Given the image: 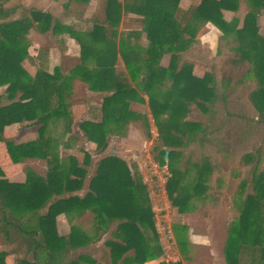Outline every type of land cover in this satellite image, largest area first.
I'll return each instance as SVG.
<instances>
[{"label": "trees", "instance_id": "trees-1", "mask_svg": "<svg viewBox=\"0 0 264 264\" xmlns=\"http://www.w3.org/2000/svg\"><path fill=\"white\" fill-rule=\"evenodd\" d=\"M8 1L0 0V88H4L0 93V143L14 164L42 160L46 169L39 174L25 167L26 180L18 183L6 178L0 164V264H100L79 250L105 238L110 264H146L158 259L162 251L147 235L149 230L158 235L149 190L135 179L128 164L117 156H103L87 185L93 156L80 147L82 162L73 156L63 160L55 152L54 140L44 134L50 125L59 124L70 135L65 148L86 141L97 144L102 154L108 149V139L115 128L146 117L147 112L139 114L132 109L133 102L146 104L143 94L157 128L152 160L160 167L168 165L172 176L166 187L171 205L180 214L187 213L194 199H204L209 193L212 175L210 163L204 159L192 165L197 172L194 182L183 183L185 173L177 166L185 156L184 149L206 136L208 129L202 122L188 121V117L192 105L208 111V106L218 100V91L214 71L202 78L194 76V64L186 62L183 53L208 23L222 33L223 39L237 42V55L228 65H241L248 70L242 78L230 71L222 80V100L227 102L238 87L255 77L259 88L251 97L264 119V36L257 24L259 15L264 13V0H248L250 9L242 26L237 18L228 22L224 15V11L238 12L239 0H202L186 11L179 8L181 0H136L132 6L106 0L89 28L66 27L65 31L81 47L79 62L71 76L66 75L67 79H79L91 92L103 94L100 119L98 110L93 109L92 120L81 122L78 132L70 110L72 104L67 102L71 88L66 77L57 67L53 74L50 72L44 49L36 58L37 64L30 54V31L37 24L55 30L56 24L52 25L49 14L37 10L12 20L19 7H6ZM124 12L141 17L149 41L147 47L128 51V43L124 39L118 41ZM167 54L170 61L164 67L161 62ZM120 58L125 72L117 69ZM25 61L37 66L34 75L23 66ZM90 61L94 62L92 67ZM23 124L38 127L40 137L25 143L7 137V127ZM249 162L251 156H247L246 163ZM253 162L233 200L236 214L225 246L228 264H242L246 255L257 264H264V171L260 172L258 160ZM86 185L85 195H77ZM88 209L95 214L92 235L75 226L67 236L59 234V216L65 214L69 218L77 213L83 217ZM180 229L178 246L182 259L189 261L188 241L183 235L187 227ZM9 246L10 251L6 249ZM10 256L14 257L12 263L8 261Z\"/></svg>", "mask_w": 264, "mask_h": 264}, {"label": "rangeland", "instance_id": "rangeland-1", "mask_svg": "<svg viewBox=\"0 0 264 264\" xmlns=\"http://www.w3.org/2000/svg\"><path fill=\"white\" fill-rule=\"evenodd\" d=\"M249 5L248 1H246L244 8L247 9ZM18 17L20 15L15 16L13 19ZM258 23L264 24V14L260 18L258 17ZM261 32L264 36V27ZM219 46L221 53L217 54H210L205 50H201L202 59L205 61L207 67L206 73L214 71L218 100L213 106H208L209 110L206 112L196 105H192L191 113L188 117V121L202 122L208 128L207 135L204 137L201 136L198 141L191 143L188 148L184 149L185 156L177 166L178 169L185 173L183 179L184 184L194 182L197 177V172L192 166L193 163H202L204 159H207L212 168V175L208 181L209 193L204 199H194L187 213L180 214L171 205L166 187L168 180L172 176L169 167L168 172H166L163 168L156 167L158 164L152 162V157L148 158V154L150 156L151 152V139L157 136V128L154 125L152 116L149 117L150 113L148 114L145 111L147 112L146 117L137 126L115 128V133L111 134L115 135L122 132L129 137L131 132L133 133V137L138 138V141L136 142L134 140L132 144L136 150H139L137 151L138 155L135 158H131L133 161L135 160L134 164L137 165L138 170L130 169L131 171L133 170L134 173L132 172V174L135 179L137 181L141 180L148 187L149 197L153 204V211L156 217L158 235L155 236L151 230L147 231V235L161 249V258H164V261L172 260L178 256L179 259L176 260H180L182 264H228L225 256V246L229 226L235 219L236 212L233 206V200L237 193V187L252 169L253 160H258L260 172L264 171V119L260 117L251 97L252 93L259 88L257 79L251 77L243 86L238 87L236 93L228 97L227 102L223 101L222 98L225 91L222 87V80L227 75H230V71L238 74L239 78H242L246 74L248 67L228 65V62L234 60L237 55L235 51L237 42L233 39L232 41L231 39L228 42L225 41L224 44H219ZM217 57H220L218 62H216ZM76 90L78 91L75 98L80 104L82 98L88 100L85 97L84 86H78ZM3 92L4 88L2 87L0 88V93ZM92 98L90 101L94 100L97 105L102 103L99 97ZM132 108L133 110L141 111V107L136 104H133ZM97 110V117L99 118V108ZM76 117L77 120L81 119L79 118L81 115L77 113ZM146 124H149L150 130H148ZM30 128L33 127L19 125L15 127L16 131L19 132L16 137L17 142L27 141V139L36 135L35 129L29 130ZM148 132H150L151 136ZM44 136L54 140L55 152L63 160H67L69 156H73L82 162L84 154L79 151V148L83 147L85 150H89L87 146L88 142L86 141L73 143V148H65L64 146L68 142L70 135L65 134L63 127L59 124L50 125ZM244 136L246 137L245 139ZM144 142H147V144ZM69 149L72 150L71 154L65 152V150ZM89 151L92 153L94 164V168L90 167L89 172L93 176L95 167H97L96 164L103 156L94 149H90ZM5 154L8 155L7 151ZM247 156L252 157V162L246 163ZM124 161L128 164L126 160ZM24 163L23 167H30L37 173L43 172L45 170L44 168H46V163L42 160H28V162L26 161ZM23 167L22 169L17 168L16 175L10 177V179L14 181L25 180L26 174L23 172ZM5 176L9 178L8 175ZM88 179L86 184L89 182ZM88 211L91 213L90 215L88 214L89 216H87ZM87 212L83 217H79L76 213L73 218V226L82 232L92 235L95 226V214L91 209H88ZM61 226L62 221L59 222V219H57L58 231ZM182 226L187 227V231H183V235L186 234L185 237L188 241L187 252L190 258L189 261H184L181 258L182 256L177 242L178 237L182 235L180 229ZM170 231L171 233H169ZM98 245L95 248L82 250V253L94 260L99 256L100 249L105 250L106 247L103 242ZM8 261L12 263L13 257H8ZM261 263L263 264V262ZM82 264L90 263L85 261ZM162 264L166 263L163 262ZM242 264L257 263L253 261L252 257L246 255L242 260Z\"/></svg>", "mask_w": 264, "mask_h": 264}, {"label": "crops", "instance_id": "crops-1", "mask_svg": "<svg viewBox=\"0 0 264 264\" xmlns=\"http://www.w3.org/2000/svg\"><path fill=\"white\" fill-rule=\"evenodd\" d=\"M105 1L106 0H9L5 4V6L8 8L15 7V6L19 7L17 14L11 18L12 20H15L13 18L15 16L17 17L18 15H20V17H18L19 19L25 17L26 15H29L30 10H37V11H41L43 13L50 15L52 19V25L56 24L57 28L55 30H53L54 28L49 30V29H44L41 27L40 24L39 25L37 24V26L30 31V35H29V39L31 41L30 54L35 59V63L37 64L38 61L36 58L40 50L44 49V51L48 54V58L50 62V72L53 74L55 68L57 67L61 69L62 75L65 76L67 79L66 75L71 76L70 72H72V70L74 69V66L79 62V59L81 56V47L79 43L74 38H72V36L68 32L65 31L66 27L69 28L73 25H76L77 27H81L83 29L85 27L89 28L95 21L96 14L103 7ZM118 1L123 4H129V6L136 4V0H118ZM201 1L202 0H181L179 4V8L186 11L191 6H196L200 4ZM246 1L248 0H239L240 9L238 12L224 11L225 18L228 22H231L234 18H237L240 21V26L243 25L246 14L250 9L249 8L250 5L248 6L247 9L244 8V4L246 3ZM263 14L264 13L262 12L259 15V18ZM140 20H141V17L138 16L136 13H133V12L123 13V19L121 21V25L119 29L120 38L118 41H120L121 39H124L128 43V45L126 46V49H128V51L129 49L131 51L132 50L138 51V49L145 48L149 44V41L147 39V34L143 31V26L141 25ZM258 25L260 27V31H262L264 24L258 23ZM260 34L262 35L263 33L261 32ZM229 40L223 39L222 33L211 23L206 24L205 27H201L194 43L188 48V50L185 53H183L184 60L188 61L189 59L188 62H192L195 65L193 75L196 77H203L205 73L207 72L205 61H203L202 59L201 50L203 51L205 50L209 52L210 54L221 53L220 52L221 48L219 44H224L225 41L228 42ZM219 58L220 57H217L216 62H218ZM169 61H170V55L167 54L162 59L161 65L166 67L169 64ZM35 63L33 64L30 61H25L23 64L25 69L31 75H34L36 73L37 66L35 65ZM88 64L90 67H92L94 65V62L90 61ZM117 69L120 72L127 71L122 58L119 59ZM66 79L65 81L67 85H69L71 88V94L67 98V102H71L72 104L70 110L76 121L75 129L79 130L78 128L79 124L86 120H92L91 113L93 109L100 108L102 104L100 103L97 105V103L94 100L90 101V99H93L92 97H99V99H101L102 101L103 94L91 92L88 89L87 85H85L79 79L72 78V77H70L67 80ZM78 86L85 87V91H84L86 95L85 97L88 98V100H85L84 98H82L81 104L75 98V96L77 95V91H78L76 90V88ZM142 96L145 98L146 104L143 105L138 102H133L132 106L133 104H136L137 106L141 107V111L136 110V109H134L133 111L139 114H144L145 111H147L149 114L148 99L143 94ZM76 113L81 115V117H79L81 118L80 120H77ZM100 117H101V114L99 118ZM149 117H151V114H149ZM139 123H141V121H137V122L129 121L124 126L135 127ZM17 126L18 125H13L11 127L6 128L5 133L7 137H13L16 140V137L19 133L15 129V127ZM19 126L28 127L25 124L19 125ZM33 129H35L36 135L33 137H30L29 139H27V141L36 140L40 137L39 132H38V127L34 126L33 128H30L29 130H33ZM130 134L131 135L129 137L124 135L122 132L120 134L118 133L115 135H111L108 139L109 141L108 149L100 155L102 156L114 155L119 158H122L128 162L131 169L133 168V170L135 169L136 171L138 170V167L136 164H134L135 160L133 161L131 158H135L138 155L137 151L139 150H136L135 147H133L132 145L134 140L136 142L138 141V138L133 137V133L130 132ZM151 140L152 141L150 144H151V149H152L153 139ZM27 141L18 142V143H25ZM144 143L147 144V142H144ZM87 146L89 147V150L94 149L97 153L100 150L99 146L95 143H88ZM89 150L86 149V151L92 155V153ZM5 152H6L5 145L0 143V164L2 168L4 167L3 170L5 172V175L9 176V178L7 176L6 177L12 182H18V183L25 182L26 178L23 181H14L10 179V177H13L16 175L17 168L22 169L23 164H14L9 154L7 155L5 154ZM65 152L71 154L72 150L70 149L65 150ZM151 155L152 154L150 152V156L148 154V158L152 157ZM24 168L25 166L23 167V169ZM39 174H42V172ZM91 176L92 175L89 174L88 181H90ZM87 185H86V189H83L82 191L78 192L77 195H79L80 197H83L86 193ZM75 214L76 213H72L69 218L65 214H62L61 216H59L58 218L59 222L62 221V226L61 228H59L60 235L67 236L68 234H70L71 224L73 226V218L75 217ZM88 214L89 215L91 214L90 211L87 212V216H89ZM101 242L105 244V240ZM101 242L89 243L87 246L83 247V249H80L79 253L83 254L82 252L84 250H87L89 248L90 249L95 248L96 246H99L98 244H101ZM6 249L10 251L12 249V246L7 247ZM98 255L99 256H97V258L94 259L96 262L100 264L101 263L110 264L109 263V249L107 247H105V250L100 249V252ZM173 259H179V257L176 256ZM173 259L171 263H176L180 261V260H173ZM13 260H14V257H13ZM163 262H165L166 264H169L166 262V260L164 261V258H161V256L156 260L148 261L146 264H162Z\"/></svg>", "mask_w": 264, "mask_h": 264}, {"label": "built area", "instance_id": "built-area-1", "mask_svg": "<svg viewBox=\"0 0 264 264\" xmlns=\"http://www.w3.org/2000/svg\"><path fill=\"white\" fill-rule=\"evenodd\" d=\"M156 167H159L160 169H164V171H166V172H168V165H166V166H164V167H160V166H156ZM169 233H171V231L169 232ZM173 260H176V259H173ZM167 263H171L172 262V260H167L166 261Z\"/></svg>", "mask_w": 264, "mask_h": 264}]
</instances>
